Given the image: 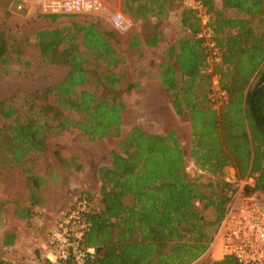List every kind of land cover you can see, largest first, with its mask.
<instances>
[{"label": "trees", "instance_id": "1", "mask_svg": "<svg viewBox=\"0 0 264 264\" xmlns=\"http://www.w3.org/2000/svg\"><path fill=\"white\" fill-rule=\"evenodd\" d=\"M17 1L0 0L6 21ZM175 1L183 5L182 0H124L122 11L142 23L141 34L129 38L128 47L145 42L160 45L164 34L157 22L168 17ZM201 2L209 14L218 60L209 62L211 49L201 36V20L183 5L181 23L189 35L165 37L159 76L175 114L189 121L191 157L210 181L189 176L186 142L175 127L152 133L135 126L111 152L110 164L100 166L101 189L96 199L87 193L85 244L95 253L85 264H195L208 252L237 192L225 180L227 169L233 168L239 179L255 175V186L245 190L264 194V84L256 90L264 83V0ZM39 15L53 21L60 16L92 21L37 30L34 37L44 63L67 65L68 75L41 92L28 94L22 110L0 99V169L20 167L27 175L28 203H16L15 210L21 219H29L32 208L46 203L41 189L56 180L54 175L35 173L28 162L51 152L47 137L75 128L91 141L121 138L128 111L123 95L141 84L125 85L123 53L110 41L112 34L102 27L97 14ZM21 47L18 37L4 25L0 29L1 73L8 75L15 63L23 62L17 56ZM24 65L28 67L30 61ZM215 76L228 93L220 104L211 97ZM92 77L102 86L101 95L84 88ZM39 100L44 103L38 105ZM52 155L63 170L77 163V155L66 159L58 149ZM5 206L6 201H0V224ZM14 240L13 233L5 234L3 245L11 246ZM0 264L27 263L7 260L0 253ZM44 264L63 263L45 257ZM198 264L242 263L226 256Z\"/></svg>", "mask_w": 264, "mask_h": 264}, {"label": "rangeland", "instance_id": "2", "mask_svg": "<svg viewBox=\"0 0 264 264\" xmlns=\"http://www.w3.org/2000/svg\"><path fill=\"white\" fill-rule=\"evenodd\" d=\"M105 1L109 9L97 14V16L102 18L98 21L106 31L112 34L109 39L114 46L123 53L124 58L127 57L124 65L127 70L125 85L145 77H149V80L145 81V87L138 93H130L126 97L127 102L130 104V110L125 115L121 138L113 137L91 141L83 131L75 128L61 132L55 131V133L47 137L51 152L47 155L38 154L28 161L31 162L35 173L43 176L54 175L56 178L55 182L46 183L42 187L41 192L46 196V203L35 207V214H37L35 220L27 221L17 217L15 214L16 203L18 205L28 203L27 175L20 167L5 166L0 169V201H6L5 222L0 224V253L7 260L25 262L27 264H44L46 254L42 252L41 245L44 242L48 243L49 232L56 220L80 196L91 193L96 199V195L99 194L101 188L96 176L97 168L101 165L110 164L111 152L118 149L120 140L135 126H143L152 133H162L170 126L175 127L186 142V169L189 176L191 178L201 177L204 183L210 181V175L201 172L190 156L189 124L185 119L173 116L172 111L168 108L166 97L158 93L157 82L152 80L153 78L155 79L154 71L157 69L158 54H148L145 51L142 53L141 49H131L127 45L129 38L141 29L142 23L135 22L133 29L125 34L115 31L109 18L113 10H122L124 0ZM17 2H25L29 8L30 5L34 7L36 0H19ZM14 4L10 7L13 16L7 21L0 11V29L5 25L9 32L18 37L21 42L22 53L17 56L23 62L15 63L12 66L11 73L8 75L1 73L0 70V99H7L13 106L22 110L28 94L35 91L41 92L51 84L64 80L70 71V67L67 65L44 63L39 55L34 33L37 30L70 25L74 21L87 24L92 19L81 16H60L53 21L39 15L35 10L32 12L18 11ZM183 5L181 2L175 1L168 17L157 22L160 29L166 33H173L176 38L189 35V32L184 30L181 23V6ZM153 23H156V20ZM24 61H30V65L28 67L25 66ZM217 79L218 77L214 78L213 85L216 84ZM84 88L95 90L100 95L103 91L102 86L97 85L95 77L89 79ZM37 103L41 105L44 101L39 100ZM56 149L66 159H71L72 155H77V158L83 157L85 160L87 159V161H84L87 172L84 174L83 170L75 169L68 177L66 172L70 171L72 166L75 167V165L63 170V167L57 163L55 156L52 155ZM57 166L62 171L59 169L54 171ZM64 175L66 178H64ZM95 203L97 204V201ZM209 215H211V212H209ZM3 231H5V234L13 233L15 235L13 245H3ZM213 259L207 252L195 264Z\"/></svg>", "mask_w": 264, "mask_h": 264}, {"label": "built area", "instance_id": "3", "mask_svg": "<svg viewBox=\"0 0 264 264\" xmlns=\"http://www.w3.org/2000/svg\"><path fill=\"white\" fill-rule=\"evenodd\" d=\"M182 2L200 18L203 26L201 36L206 37L211 49L209 62L213 64L218 60V49L211 40L209 14L201 0ZM14 5L18 11L35 10L41 14L62 15L100 14L109 9L105 0H36L34 7L30 5L29 8L25 2H16ZM109 20L113 29L122 34L130 32L135 25L130 16L117 9L112 11ZM211 97L217 104L228 98L226 90L219 86L218 79L212 87ZM225 180L235 185L237 192L214 234L208 254L214 259L231 256L242 264H264V194L256 190L247 193L245 190L246 187L255 186L256 176L249 175L239 179L235 170L229 168ZM88 205L87 195H82L56 220L49 232L47 244V257L51 261L85 264L88 258H93L95 249L85 244V234L89 226L86 217Z\"/></svg>", "mask_w": 264, "mask_h": 264}, {"label": "crops", "instance_id": "4", "mask_svg": "<svg viewBox=\"0 0 264 264\" xmlns=\"http://www.w3.org/2000/svg\"><path fill=\"white\" fill-rule=\"evenodd\" d=\"M139 23H141V22H139ZM160 29V28H159ZM142 29H139L138 31H137V34L138 35H140L141 34V31ZM160 31L164 34V36H162V38H160V45H157V46H149L146 42L145 43H142L140 46H138L137 48H133V49H141V51H142V53H144V51L146 52V53H148V54H151V53H157L158 54V56H157V64H156V67H157V69H155V71H154V75H155V79L153 78L152 80H153V82L154 81H156L157 82V86L158 87H156L157 88V90H158V93H161L163 96H165L166 97V99H167V102H168V108H170V110L172 111V113H173V116H175V117H178L176 114H175V110H174V108L172 107V104L170 103V100H169V98H168V94H167V92L164 90V88H163V86L161 85V82H160V76H159V73H160V68H159V64L164 60L163 58H164V55H163V48H162V46H163V43H164V40H165V37L166 38H170L172 35H173V33H166L165 31H163L162 29H160ZM182 38V37H181ZM132 49V48H131ZM125 58H127V57H125ZM124 58V59H125ZM126 79V78H125ZM125 79H124V83H125ZM149 80V77H145V78H142V79H137V81H139L141 84H140V87L138 88V89H136V90H132L131 92H129L128 94H126V95H124V98H125V100L127 101V95H129L130 93L132 94V93H138L140 90H142L144 87H145V81H148ZM127 104H128V111L125 113V115L129 112V110H130V104L127 102ZM125 115H124V123H125ZM180 119H184L183 117H179ZM186 120V119H185ZM187 121V120H186ZM124 123H123V126H122V129H123V127H124ZM187 123L189 124V121H187ZM165 131V130H164ZM163 133V132H162ZM190 151H191V145H190ZM190 156H191V152H190ZM192 158V157H191ZM84 161H87V159L85 160L83 157H80V158H77V163L76 164H72V165H75V167H73L72 166V168H71V170L70 171H68V172H66V175L69 177V175H71V173L72 172H74V170L76 169H80V170H83V172H84V174L87 172V167H86V165L84 164ZM71 166V165H70ZM69 166V167H70ZM102 166V165H101ZM69 167H68V169H69ZM99 168H100V166L97 168V170H96V176H97V180H98V182H99V185H101V182H100V179H99V174H98V170H99ZM229 168H231V167H229ZM228 168V169H229ZM227 169V170H228ZM72 178V177H71ZM71 182V181H70ZM101 189V188H100ZM100 192V191H99ZM94 193V192H93ZM32 210H33V213H32V215H31V217L29 218V219H24V220H27V221H31V220H35L36 218H37V214H35V212H36V208L34 207V208H32ZM16 214V213H15ZM16 216L18 217V215L16 214ZM4 222H5V218H4ZM3 229H4V227H2ZM3 234H4V236H5V231H3ZM47 242H44L41 246V250H42V252L44 253V254H46V257H47V255H48V246H47ZM41 252V253H42Z\"/></svg>", "mask_w": 264, "mask_h": 264}, {"label": "water", "instance_id": "5", "mask_svg": "<svg viewBox=\"0 0 264 264\" xmlns=\"http://www.w3.org/2000/svg\"><path fill=\"white\" fill-rule=\"evenodd\" d=\"M263 84H264V83H261L260 85H258V87H257L256 90L258 91V90L263 86Z\"/></svg>", "mask_w": 264, "mask_h": 264}]
</instances>
